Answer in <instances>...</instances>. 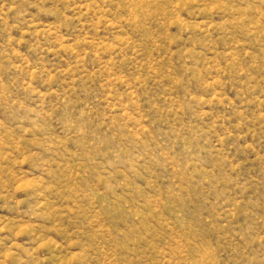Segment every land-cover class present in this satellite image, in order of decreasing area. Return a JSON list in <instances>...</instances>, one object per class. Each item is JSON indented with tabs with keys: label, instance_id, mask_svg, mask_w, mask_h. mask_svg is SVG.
I'll return each instance as SVG.
<instances>
[{
	"label": "rangeland",
	"instance_id": "1",
	"mask_svg": "<svg viewBox=\"0 0 264 264\" xmlns=\"http://www.w3.org/2000/svg\"><path fill=\"white\" fill-rule=\"evenodd\" d=\"M0 264H264V0H0Z\"/></svg>",
	"mask_w": 264,
	"mask_h": 264
}]
</instances>
